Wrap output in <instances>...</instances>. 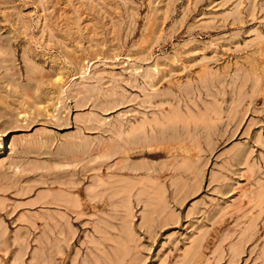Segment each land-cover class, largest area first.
<instances>
[{
  "label": "rangeland",
  "instance_id": "obj_1",
  "mask_svg": "<svg viewBox=\"0 0 264 264\" xmlns=\"http://www.w3.org/2000/svg\"><path fill=\"white\" fill-rule=\"evenodd\" d=\"M0 264H264V0H0Z\"/></svg>",
  "mask_w": 264,
  "mask_h": 264
},
{
  "label": "bare ground",
  "instance_id": "obj_2",
  "mask_svg": "<svg viewBox=\"0 0 264 264\" xmlns=\"http://www.w3.org/2000/svg\"><path fill=\"white\" fill-rule=\"evenodd\" d=\"M61 80V79H60Z\"/></svg>",
  "mask_w": 264,
  "mask_h": 264
}]
</instances>
